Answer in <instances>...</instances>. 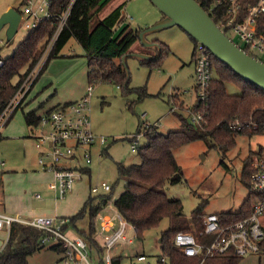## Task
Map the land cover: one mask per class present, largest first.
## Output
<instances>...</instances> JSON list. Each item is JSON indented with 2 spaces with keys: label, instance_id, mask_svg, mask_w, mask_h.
<instances>
[{
  "label": "rangeland",
  "instance_id": "rangeland-1",
  "mask_svg": "<svg viewBox=\"0 0 264 264\" xmlns=\"http://www.w3.org/2000/svg\"><path fill=\"white\" fill-rule=\"evenodd\" d=\"M116 1H108L101 15L110 12ZM124 2L125 23H130L132 27L146 28L162 18V12L151 0ZM8 5L23 11L26 0H0V16L7 10ZM39 16L45 17V12H39ZM25 18L30 26L28 27L26 22L20 23L13 39L8 37L7 24L0 28L2 58L12 55L18 44L35 28L33 23L37 19L27 14ZM229 34L238 43L243 44L234 31H229ZM147 39L165 43L169 50L160 57L159 64L143 62L135 53L158 55L160 50L158 46H146L138 39L126 58L130 78L129 90L111 82L98 84L90 90L88 59L84 48L74 37L58 56L50 58L48 62L46 59L47 65H43L40 76L38 75L41 82H36L1 133L0 196L4 210L10 213L19 212L26 217L57 214L70 218L80 211L89 198L90 182L96 184L108 181L115 184L113 197L98 213L96 223H99L101 215L113 212L114 201L123 191L125 184L123 179L118 180L117 161L127 164L141 162L138 151L131 147L132 134L142 130L143 135L139 142L142 145L147 141L144 129L149 125H158L163 133L181 129L183 124L179 113L187 116L188 109L196 100L192 59L194 41L191 36L182 27L173 25L149 33ZM253 52L264 59V55L256 49ZM16 80L17 77L14 78V81ZM143 86L146 87L147 93L140 95L138 89ZM226 86L229 93H242L241 87L233 82H226ZM90 92L93 130L98 135L105 136L107 141L90 147L91 174L80 179L73 192L58 200L49 186L52 175L42 169L39 163L40 149L36 146V137L32 132V128L39 125L28 124L25 112L33 105L38 106L43 102V106L37 110L41 116L53 105L80 99ZM173 107H176L175 111ZM263 141V134H239L237 145L226 154H223L220 148L211 146V141L198 139L184 144L175 150L176 158L183 168L184 179L178 183L167 181L160 189L170 196L181 198L190 224L194 222L193 210L204 199L207 200L204 213L237 211L250 193L249 187L241 179L243 160L251 149L255 150L259 142ZM105 148L108 149L107 153L103 152ZM78 157L84 165V150L79 152ZM169 225L170 219L164 218L158 227L146 230L143 239L138 238L135 229L129 227L127 232L129 231L128 235L133 237V241L119 242L112 249V253L124 255L126 262L135 261L136 256L143 253L147 255L145 262L153 264L163 253L160 237ZM79 229L88 231L87 217L78 222V228L67 231V234L76 237L80 235ZM7 230L0 229V248L7 240ZM60 256L61 251L44 246L29 256L28 264H53L57 263ZM246 258L247 255L239 264H246ZM135 264L145 263L136 261ZM250 264H264V258L261 262L252 261Z\"/></svg>",
  "mask_w": 264,
  "mask_h": 264
},
{
  "label": "trees",
  "instance_id": "trees-1",
  "mask_svg": "<svg viewBox=\"0 0 264 264\" xmlns=\"http://www.w3.org/2000/svg\"><path fill=\"white\" fill-rule=\"evenodd\" d=\"M110 0H52L48 9L51 17L43 18L38 25L18 44L12 55L4 58L0 67V113L11 101L30 70L41 57L48 42L55 34L61 16L68 8L69 14L60 31L51 53L47 59L58 56L65 44L76 38L85 50L88 62L89 88L104 82L117 83L124 90H129L130 78L123 64V56L129 55L132 46L139 39L138 31L142 27H132L125 22L124 3L119 4L105 16L101 11ZM206 8L218 24H223L230 17L227 4L215 6V0H198ZM257 0H243L239 19L245 16L246 8ZM258 35H264V13L258 18ZM192 38V37H191ZM192 59L196 55L198 41L193 39ZM160 54L156 60L143 62L159 64L163 53L169 50L168 45L158 40ZM250 53L258 56L248 49ZM214 77L211 81L210 93L205 102H197L192 110H206V123L198 125L190 121L188 115L179 113L183 127L160 131L158 125L147 126L144 129L147 141L138 145L137 151L141 162L127 164L117 161L118 180L125 181L123 191L114 201L115 207L135 226L136 235L143 239L146 230L156 228L164 218L170 219L169 228L160 237L163 253L170 258V264H239L242 256L233 251L206 257L189 256L175 242L179 231L192 230L181 198L170 196L160 188L167 182L178 183L184 179L181 164L176 158L175 150L194 140L202 139L212 142L223 154L237 145L239 134L253 136L264 131V90L237 74L229 65L213 55ZM45 64V67L47 65ZM45 69V68H44ZM43 72V71H42ZM17 80L14 81V78ZM233 82L241 87V94H232L227 90L226 82ZM140 95L147 93L146 87L138 89ZM183 106L182 103H180ZM14 114V113H13ZM11 115L10 119L12 118ZM28 124L40 121L37 109L25 112ZM9 119V120H10ZM8 120V121H9ZM142 130H138L141 133ZM2 138L0 134V139ZM103 152H108L105 148ZM251 149L243 160L242 181L249 187L251 161L255 154ZM115 184L108 192L90 195L83 207L71 216V223L78 228V222L87 217L89 229H79L82 234L93 238L96 230V217L113 197ZM207 200H202L193 210L196 230L203 226L204 208ZM252 195L241 204L237 211L217 212L223 219L237 221L250 212ZM44 231L30 224L14 222L9 236L0 249V264H28L29 256L44 247L41 237ZM204 239V236H201ZM103 249V248H100ZM125 256L115 255L114 264H123ZM160 264H163L162 262Z\"/></svg>",
  "mask_w": 264,
  "mask_h": 264
},
{
  "label": "built area",
  "instance_id": "built-area-1",
  "mask_svg": "<svg viewBox=\"0 0 264 264\" xmlns=\"http://www.w3.org/2000/svg\"><path fill=\"white\" fill-rule=\"evenodd\" d=\"M52 0H26L22 11L20 23L26 22L25 15L33 16L39 21L52 14L48 7ZM215 6L227 4L230 17L220 26L226 30L234 31L241 39L240 44L247 51L256 49L264 55V35H258V18L264 13V0H257L246 8L243 19H239L242 10L243 0H215ZM70 8L61 16H56L59 21L57 30L48 42L41 57L28 73L17 92L0 113V134L5 124L15 110L26 100L38 75L40 76L43 65L46 64L54 43L66 23ZM44 11L45 17L39 16ZM29 27L30 24L26 22ZM230 35V34H229ZM231 36V35H230ZM194 59L195 66V103L205 102L210 93L211 81L214 77L213 53L204 44L198 42ZM259 57V56H257ZM261 58V57H259ZM263 59V58H261ZM264 60V59H263ZM4 58L0 56V67ZM118 85V84H117ZM119 86V85H118ZM91 86L89 89H93ZM193 105L188 109V118L195 124L206 123V110H192ZM175 111L176 107L172 108ZM91 92L76 101L60 104L41 115L39 126L32 128L36 137V146L40 149L39 163L42 169L52 175L49 181L50 188L55 193L56 199L65 198L73 192L77 182L84 176L91 174L89 164L92 162L90 147L96 143H105L107 138L98 135L93 130L91 119ZM143 134L137 133L131 136V147L137 150L138 137ZM264 135V131L261 133ZM84 150V165L79 160L78 154ZM251 161V174L249 191L252 195V203L249 214L241 219H223L217 212L205 213L203 228L196 230L195 224L192 230L179 231L176 234L177 246L189 256L201 255L203 260L217 254L233 251L239 256L249 254H261L264 252V141L259 142ZM90 195L108 192L112 184L108 181L92 183L89 185ZM38 197L40 194L37 195ZM99 215V214H98ZM14 222L33 225L44 231L41 237V246H49L61 251L57 263L53 264H114L112 249L123 241H133L128 235V228L135 229V226L128 221L116 208L113 212L100 216L99 223H96V230L93 238L98 244L93 243L89 237L80 232V235L71 237L67 231L75 227L69 217L60 215H44L23 217L10 213L2 208L0 196V229L7 228L10 231ZM204 236V239H201ZM103 248V249H100ZM147 255L141 253L136 260L124 261L123 264H135L136 261L144 262ZM170 264L169 256L162 255L153 264Z\"/></svg>",
  "mask_w": 264,
  "mask_h": 264
},
{
  "label": "water",
  "instance_id": "water-1",
  "mask_svg": "<svg viewBox=\"0 0 264 264\" xmlns=\"http://www.w3.org/2000/svg\"><path fill=\"white\" fill-rule=\"evenodd\" d=\"M151 2L162 12L163 17L138 31V37L144 45L159 47L155 41H149L147 35L178 25L193 39L209 48L218 59L229 65L237 74L264 90V60L253 55L234 40L198 0H151ZM21 17L22 11L15 7H10L1 14L0 28L5 24L8 25L9 38L13 39L17 33ZM135 55L144 61L156 59L159 54L137 52ZM126 58L127 55H124L123 64L127 69Z\"/></svg>",
  "mask_w": 264,
  "mask_h": 264
},
{
  "label": "crops",
  "instance_id": "crops-1",
  "mask_svg": "<svg viewBox=\"0 0 264 264\" xmlns=\"http://www.w3.org/2000/svg\"><path fill=\"white\" fill-rule=\"evenodd\" d=\"M116 3H117V4H116ZM121 3H124V5H125L124 0H121L120 2H118V0H117V1L115 2L114 8L117 7V6H118L119 4H121ZM10 7H12V6H11V5H8V6H7V9L10 8ZM124 7H125V6H124ZM114 8H113V9H114ZM113 9H112V10H113ZM112 10H111V11H112ZM108 13H109V12H108ZM108 13H106V14H108ZM106 14H105V15H106ZM105 15H103V16H105ZM128 16H129V15H127V17H128ZM130 17L132 18V16H130ZM162 17H163V15H162ZM125 18H126V17H125ZM124 24H126V23L124 22V23L122 24V26H123ZM75 39H76V38H75ZM76 40H77V39H76ZM67 43H68V42H67ZM67 43H66V44H67ZM66 44H65V45H66ZM81 46H82V45H81ZM64 47H65V46H64ZM64 47H63V48H64ZM63 48H62V49H63ZM193 63H194V62H193ZM46 71H47V70H46ZM38 81H39V77H38V79H37V81H36L37 84L41 82V81H39V82H38ZM36 82H35V84H36ZM194 83H195V66H194ZM35 84H34V86H35ZM34 86H33V87H34ZM194 86H195V85H194ZM33 87H32V89H33ZM194 88H195V87H194ZM32 89H31V90H32ZM29 96H30V95H29ZM80 99H81V98H80ZM77 100H79V99H77ZM74 101H76V100H74ZM69 102H71V101H69ZM64 103H67V102H64ZM64 103H58V104H56V105H53L52 107H50V108L47 109L46 111H48V110H50L51 108H54V107H56V106H58V105H60V104H64ZM42 106H43V102H41L38 106L33 105V106L31 107L30 110H33V109H37V110H38V108H40V107H42ZM30 110H29V111H30ZM149 126H150V125H149ZM149 126H148V127H149ZM137 133H138V132H137ZM132 135H134V134H132ZM142 135H143V134H141V135L138 137V141H139V142H140V137H142ZM130 140H131V139H130ZM100 144H101V143H100ZM1 204H2V201H1ZM5 210H6V209H5ZM6 211H7V210H6ZM11 213H12V212H11ZM13 214H18V215H20L19 212H15V213H13ZM55 215H57V214H55ZM21 216H22V214H21ZM23 217H26V216L23 215ZM193 224H194V222H193L191 225H193ZM7 232H8V230H7ZM8 236H9V232H8ZM8 236H7V238H8ZM5 242H6V241H5ZM0 249H1V248H0ZM247 258H248V261H247L246 264H250V262H252V261H258V260H259V262H261V261H262V258H264V252L261 253V254H249V255H247ZM247 258H246V259H247Z\"/></svg>",
  "mask_w": 264,
  "mask_h": 264
}]
</instances>
